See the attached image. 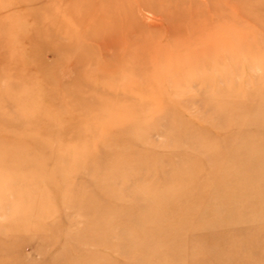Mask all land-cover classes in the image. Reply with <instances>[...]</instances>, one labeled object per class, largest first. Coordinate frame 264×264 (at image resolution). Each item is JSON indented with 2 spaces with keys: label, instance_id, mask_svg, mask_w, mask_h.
<instances>
[{
  "label": "rangeland",
  "instance_id": "rangeland-1",
  "mask_svg": "<svg viewBox=\"0 0 264 264\" xmlns=\"http://www.w3.org/2000/svg\"><path fill=\"white\" fill-rule=\"evenodd\" d=\"M260 206L264 0H0V264H264Z\"/></svg>",
  "mask_w": 264,
  "mask_h": 264
},
{
  "label": "bare ground",
  "instance_id": "bare-ground-1",
  "mask_svg": "<svg viewBox=\"0 0 264 264\" xmlns=\"http://www.w3.org/2000/svg\"><path fill=\"white\" fill-rule=\"evenodd\" d=\"M162 17V16H161ZM147 19H149V17H146ZM155 21V20H154ZM195 56V55H194ZM196 58H198V57H196ZM199 64L198 63H193V61L192 62H190V61H181V62H178L175 66H174V68H173V70L171 71V73H173V74H175V75H179V74H183L184 72L183 71H189L190 72V74L191 75H196L197 73H199V72H201V70L199 69L200 68V66H198ZM234 67V64H230L229 66H226V68H233ZM234 69V68H233ZM205 80V79H204ZM208 80L209 81H205V82H209L210 83V81H212L210 78H208ZM216 84V83H215ZM209 99L211 100V98L209 97ZM239 115V113H237V117H239L238 116ZM237 125H241V120L240 119H237L236 120V122H235ZM231 150V149H230ZM232 151V150H231ZM229 153H233V152H229ZM234 153H236V152H234ZM238 154H239V149H238V152H237ZM219 154H216L215 153V155H212V156H210V159H213V161L211 160V162L213 163V162H218V161H220V160H222V157H221V159H219ZM209 159V160H210ZM261 175V174H260ZM263 175V174H262ZM260 211H259V213H261L262 214V217H264V213L262 212V211H264V206L263 207H261L260 206V209H259ZM261 256V255H260Z\"/></svg>",
  "mask_w": 264,
  "mask_h": 264
}]
</instances>
